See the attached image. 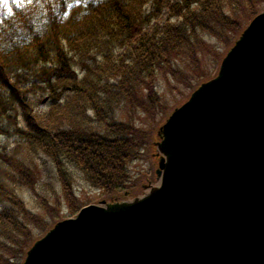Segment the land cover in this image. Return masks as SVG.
<instances>
[{"label": "trees", "instance_id": "trees-1", "mask_svg": "<svg viewBox=\"0 0 264 264\" xmlns=\"http://www.w3.org/2000/svg\"><path fill=\"white\" fill-rule=\"evenodd\" d=\"M263 4L0 0V136L18 137L12 151H0V264H23L33 228L50 227L20 197L31 189L40 204L47 202L35 187L34 159L52 162L71 215L82 209L72 167L107 198L136 196L128 163L155 138L119 122L114 111L129 103L156 110L160 75L186 83L188 74L178 66L197 68L207 38L228 44L242 32L241 19L255 18ZM164 10V25L154 24Z\"/></svg>", "mask_w": 264, "mask_h": 264}, {"label": "water", "instance_id": "water-1", "mask_svg": "<svg viewBox=\"0 0 264 264\" xmlns=\"http://www.w3.org/2000/svg\"><path fill=\"white\" fill-rule=\"evenodd\" d=\"M157 137L158 184L57 223L23 264H264V12Z\"/></svg>", "mask_w": 264, "mask_h": 264}, {"label": "rangeland", "instance_id": "rangeland-1", "mask_svg": "<svg viewBox=\"0 0 264 264\" xmlns=\"http://www.w3.org/2000/svg\"><path fill=\"white\" fill-rule=\"evenodd\" d=\"M171 1L174 3L177 0ZM151 8L152 5L147 7V14L150 13L149 10ZM262 8L263 12L264 4L262 5ZM167 19L168 11L164 10L159 18L153 23L162 26ZM251 21L252 20L247 18L241 19L240 22L243 25L242 32ZM240 34L237 37L235 36L232 38V40L229 38L228 44L223 40L207 38L209 49L201 56H198L199 65L197 68L194 67L195 69H193L183 65L182 67L178 66L182 73L188 74V80L186 83H184L183 80L181 82L174 79L168 80L160 75L157 80V92L160 95V106L157 105L156 110L148 111L146 110L148 107L143 109L138 103H129L124 104L127 105L126 107L122 106L121 109L114 111L115 118L119 122L131 125L138 131L148 133L151 137H157L160 127L165 124L171 114L178 107L188 100L196 88L201 83L212 80L216 77L224 56L235 43H232L233 39H236L235 41H237ZM187 65L189 64L187 63ZM143 96L144 94H141L139 99L142 100ZM151 137H149V144L152 143ZM17 139L18 137H16L13 132H10L9 136H0V151L2 152L6 148H8L9 151H12L15 148ZM150 146L151 147L148 146L140 149L138 153H136V158L128 163L129 177L132 180L131 186L133 188L130 192L135 193L136 196H143L145 194L147 191L145 186L149 187L151 185L155 186L158 184L156 175L158 169L156 161L158 162V160H153L152 153L154 145ZM30 166L37 176L35 187L38 189L40 195L47 199V202L43 203V206L42 203H39V197L35 195L31 189H24L21 191L20 197L23 199L27 207L34 214L43 219L44 222L50 226L49 228H51V226H53L56 222L74 217V215H71L73 213L70 211L63 193L62 185L57 179L59 174L53 168L52 162L46 160L45 158H36L32 161ZM69 174L71 176V185L74 190L75 197L77 196L78 199L79 208L89 206L92 203H98L107 198L104 191L91 186L86 181V177L75 167L70 168ZM47 205L51 207L47 209ZM49 209L58 212L54 217H52L47 211ZM49 228L45 232H40L39 230L33 228L32 232L35 236L34 240L36 241L40 239L49 230Z\"/></svg>", "mask_w": 264, "mask_h": 264}]
</instances>
